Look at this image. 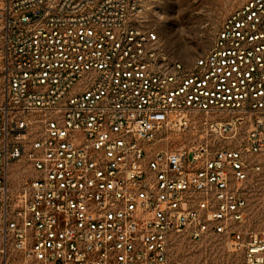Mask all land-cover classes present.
I'll return each mask as SVG.
<instances>
[{
	"label": "built area",
	"instance_id": "1",
	"mask_svg": "<svg viewBox=\"0 0 264 264\" xmlns=\"http://www.w3.org/2000/svg\"><path fill=\"white\" fill-rule=\"evenodd\" d=\"M148 1L0 0V264H172L180 234L264 264V231L241 228L264 177V0L191 67Z\"/></svg>",
	"mask_w": 264,
	"mask_h": 264
},
{
	"label": "rangeland",
	"instance_id": "2",
	"mask_svg": "<svg viewBox=\"0 0 264 264\" xmlns=\"http://www.w3.org/2000/svg\"><path fill=\"white\" fill-rule=\"evenodd\" d=\"M246 0H149L143 20L159 36L170 63L191 67L212 48L214 38L228 16ZM164 149L182 144V137L164 134ZM19 169V170H18ZM30 170L14 168L13 179L22 182ZM247 222L242 229L254 233L264 231V177L251 184ZM172 264H244L243 254L234 252L222 237L191 241L185 234L174 235L170 249ZM9 264H24L12 255Z\"/></svg>",
	"mask_w": 264,
	"mask_h": 264
}]
</instances>
